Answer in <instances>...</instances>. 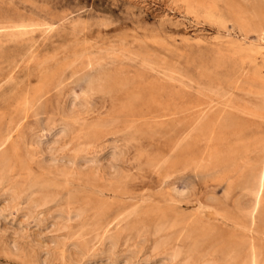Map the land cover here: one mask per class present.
Returning a JSON list of instances; mask_svg holds the SVG:
<instances>
[{
	"label": "rangeland",
	"instance_id": "374dc122",
	"mask_svg": "<svg viewBox=\"0 0 264 264\" xmlns=\"http://www.w3.org/2000/svg\"><path fill=\"white\" fill-rule=\"evenodd\" d=\"M204 13L185 0H0V151L9 153L17 173L0 185V211L9 205L3 193L19 179L18 162L26 158L25 150L38 138H48L54 122L68 118L69 94H82L92 82L103 88L92 93V110L79 119L83 124L76 120L79 131L68 148L85 143L96 152L123 147L122 167L129 177L117 185L103 175L95 176L97 181L102 178L99 182L76 175L74 186L62 184L54 191L62 196L44 208L46 213L73 197L80 204L84 199L97 204L95 195L106 187L104 198L113 206L112 216L136 205L173 209L213 229L216 238L203 248L207 260L214 257L223 264L222 252L240 238H250L264 250V222L244 215L252 197L243 186L250 176L260 177L264 167V21L241 16L240 10L223 4L214 11L217 21ZM21 23L28 30L17 40L11 31L23 30ZM78 42L91 48L82 59L70 55ZM43 56L58 58L46 79L38 64ZM101 121L103 127H96ZM229 121L231 126H226ZM84 123L95 128L89 131ZM32 167L37 177L44 176L37 164ZM7 210L5 217L0 214V264H36L33 257L52 247V234L34 223L23 224L21 211ZM120 223L118 227H125ZM150 233L146 253L155 239ZM125 235L122 248L127 249L137 238L135 232ZM15 239L26 253L8 251ZM87 264L109 262L97 257Z\"/></svg>",
	"mask_w": 264,
	"mask_h": 264
},
{
	"label": "bare ground",
	"instance_id": "6f19581e",
	"mask_svg": "<svg viewBox=\"0 0 264 264\" xmlns=\"http://www.w3.org/2000/svg\"><path fill=\"white\" fill-rule=\"evenodd\" d=\"M185 2H187L189 5L193 7H196L198 10H204L205 11L204 14L206 18L213 20V21H217V15L214 13V11L220 8L222 4L227 6V8L230 10H233V11L240 10L242 14L241 16L251 15L252 17L256 19L258 18L259 20L264 21V0H256V2L254 3L251 1H247V0H185ZM27 23L28 22L25 23L26 26H27ZM31 25H35V24L31 23ZM20 28L21 29L24 28V29L19 30ZM20 28L18 29L19 31L17 30L11 31V33L13 34L12 36L14 38H17V37L20 38L19 36L23 35L24 31L26 30L24 24H22ZM31 28H30V31H31ZM47 28L48 26L46 27V29ZM27 30L25 32H27ZM31 34H34V33L31 32ZM76 37L74 38L76 39ZM5 39L6 38H4L3 41ZM73 46L75 47L70 54L71 56L72 55L74 56L73 58L77 57V58L82 59L85 56H87L88 51L91 50L90 47H89L90 49L88 50L87 46L86 47L81 46L80 42H78V45L75 44ZM68 47L66 48L69 49ZM70 48H72V46ZM50 54H53V53H50ZM47 55H49V53ZM44 57L45 56H43L41 60L39 61L37 60V61L39 62L38 64L41 66V68H43L44 74L41 76H43V78L46 79L45 75L48 74V68H50L52 64L54 63L53 61L58 60V58L54 60L55 58L51 59L49 57H45V58ZM68 57L70 56L68 55ZM27 61H26V64H27ZM29 61H33V60L31 59ZM36 63L37 62H35V66H36ZM36 67L38 68V66ZM99 88L102 89L103 86L99 87V86H96L95 83L90 82L88 84V88H86L82 92V94H79V95L75 93L69 94L70 96H68L69 98H67L68 100L66 101V108H65L67 111L68 118L64 120L62 119L63 120V121L61 120L62 122H54L55 124L51 125L50 128L48 127L49 128L48 132L49 131L51 132L48 138H44V137L38 138V139L36 138L37 140L34 142V145H32L31 149L28 150L26 148L27 151L23 149L25 150V152H27L26 154L27 156L25 155L23 150H22V152L24 153L23 156L21 155L22 153L18 152L22 156V159L26 157L25 158L26 160L24 159V160H21L20 163L18 162L19 166L21 167L20 177L18 180L12 182V184L9 182L11 186L8 187V189H6V191L3 193L9 205L8 207L1 209L0 211L1 216L4 215L5 217V214L8 211L7 209L9 210L17 209L18 211H21V215L24 217L23 224L29 225L30 223H34L35 225L40 226L44 228L45 230H48V232L52 234V242H51L52 247L49 248V250H46L44 252H40V253L38 252L39 254L33 257L35 258L34 260L36 261V264H87L90 261H94L97 257L105 259L106 261L109 262V264H120V263H124V264H220L219 263L220 260L217 259V257L216 259L218 261L214 260L213 259L214 257L212 258V260H207L208 258L206 257L207 259H205V256L203 255L204 246H206L207 241H209V239L214 236V233L211 231L213 229L209 230L208 226L205 225L207 227L206 228L204 227V225L202 226L200 223H198L191 217L189 218L188 216L182 215L180 211H174L173 209H169V210H156L155 208L146 209V208L137 207L138 205H136L135 208L120 212L118 210V208L120 207H118L115 213H117V211L119 212L117 213L116 216L115 215L112 216L111 213H112L113 206H111L110 202L108 203L107 200L104 198L106 197L104 193V190L106 187L104 188L103 191L97 190V191H100L98 192L100 195H95L98 198L97 204H92L91 201L88 203L85 199L81 200V202L83 201L84 203H81V204L77 203V201H75V198L70 194L69 197H73V198H69L66 204H59L58 206L55 205L56 208L55 209L52 208L53 210L48 211V213L44 211V208L46 206L50 207L49 204L51 203L54 204L55 202L58 203V201L60 200V196L62 195L59 194L60 195L59 196L58 193L54 191L58 188H61L62 184L72 185L73 178H75L74 176L76 175H81V176L83 175V177L84 175L94 177L95 180L97 178L95 176L103 175L105 176V178L107 177L109 180L113 182H117L116 183L117 185L123 184L119 182L121 181L123 182L124 179L126 180L129 177L128 173H126L122 167L123 162H124V157H125V150L123 149V147L113 145L108 150L103 149L100 152H96L88 148L85 143V147L83 146L75 147V148L72 147L71 148L72 150L68 148L70 145H72L73 135L78 130V127L80 126V124H77L78 125L77 127L76 120L78 119V121H80L79 119L82 116H87L90 110H92L90 109V106H92L90 105V97L91 95L93 96L95 94V93L92 94L94 90H97ZM134 97H136V95ZM24 104L26 105L27 103H24ZM37 104H39V102ZM124 108L125 110H127L126 106ZM34 110L35 109H33V111ZM221 117H219V119ZM82 121H80V123L83 124ZM226 121H227V118H226ZM105 123H106L105 127L100 126V125H104ZM105 123L102 124V121H101V123L99 122V124H97L96 127L99 125V127L106 128L107 120L105 121ZM113 123H110V124H113ZM88 124L89 123H84L85 129L87 128L89 129L92 127L91 123H90L91 127ZM110 124L108 126H110ZM115 124L116 122L113 125ZM93 125L95 126V124ZM227 125L228 126L230 125V121L229 123L226 124V126ZM92 128H95V127H92ZM81 135H85V133ZM86 138H89V137L87 136ZM2 142L3 141H1L0 143ZM16 144H18V142H16ZM14 146H15V143H14ZM14 146L12 144V147ZM18 147L19 146H16V149H18ZM0 149H1V144H0ZM16 149H14V151ZM18 150H20V148ZM6 155L4 153L1 154V151H0V185L3 184L6 180L11 178V174L14 172L16 168L15 163L12 161V159L8 157L9 153L7 156ZM209 159L213 160L217 158L216 157L214 158L212 155H210ZM33 164L35 165L37 164L39 169L41 171L43 170L45 174H42L43 172H41V174L44 176H41V177L36 176V174L33 172V167H32ZM19 166H18V169H19ZM83 177L81 178L82 180H83ZM101 179L102 178L99 177V181ZM99 181L96 180V182H99ZM86 186H87V189L90 188V187L88 188V185ZM243 186H244V189L248 192L246 194H250L252 197V200L248 207L249 213L244 214V212L247 211L246 210L243 212V214L250 217L251 220L252 219L254 220L255 218L259 216L264 222L263 220V217H264V200H263L264 167H263L262 174L260 177H258L257 175L250 176L248 181ZM69 187L67 188L68 190H69ZM117 187H114V188H117ZM114 188L113 190L116 191V189ZM240 188H243V187L241 186ZM115 191H113V194ZM246 191H243V192H246ZM28 192L30 193L29 195H28ZM93 193L95 194V192ZM109 193H112V192H109ZM125 194L127 193L125 192ZM250 195H246V196H250ZM87 198L88 197H86V199ZM5 199L3 198V200ZM23 201L25 202V206L20 207ZM238 213L242 214V212H238ZM231 217H234V216L232 215ZM225 218H227V216ZM230 218L228 217V219ZM241 218H243V215ZM239 219H236V220H239ZM261 219L258 220L260 221V223H261ZM236 220H233V221H236ZM251 220L247 219V221H251ZM247 221L242 220V222L240 221V224L242 223L243 225L244 222H246L244 224L250 223ZM120 222H125L126 224L124 225L125 227L123 228L118 227L119 224L122 225ZM235 223H238V222L236 221ZM263 224H260V225H263ZM230 225L232 226L233 224H230ZM258 225H259V222H258ZM77 226L79 227V229L75 231L76 229L74 230V228ZM253 227H256V226H253ZM240 228H245V227L241 226ZM246 229L249 230L248 227ZM257 229L259 230V228ZM250 230L252 231V229ZM229 231L231 230L229 229ZM260 231L262 232V230ZM126 232L128 234L127 236L130 235L129 233H132L134 235V232H135L137 239H136V243L131 245L132 247L130 248L128 247L127 249H124L125 245L123 243L126 242L124 241V235ZM149 232H152L155 235V239L153 240L149 253H146V251H144L145 250L144 246L146 243L145 238H146V234H149ZM255 232L256 231H254V233ZM152 233H150L151 234L150 236H152ZM259 233L260 232H258V234ZM242 235L243 234H241L240 236ZM245 236H246V232H245ZM259 236L261 237V234ZM229 238L232 239V237H229ZM243 238H248V237H243ZM249 239L250 238H248V240ZM239 240L240 241H234L232 244L229 243V246H226V250L224 248L225 251L223 250L224 252H222L223 253L222 254L223 264H264V250L262 246L254 242H249L248 240L247 241L241 240V238ZM221 241L219 240V242L218 241L217 242L220 244ZM130 243L132 244V241ZM215 243H212V244H215ZM123 245L124 247L122 248ZM23 246L24 244L21 241H19L18 239H15L10 243V247H9L10 250H8L9 248L6 250L12 251L15 254L16 253L22 254L23 252L26 253L25 251L26 248L24 249ZM213 246L215 247L216 244ZM30 252L31 253L33 252V254L36 253V252L34 253V251H30ZM219 258L221 259V257Z\"/></svg>",
	"mask_w": 264,
	"mask_h": 264
}]
</instances>
